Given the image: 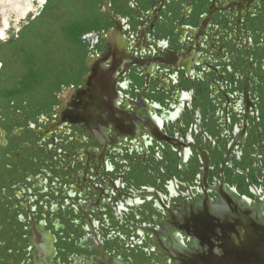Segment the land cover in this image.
Listing matches in <instances>:
<instances>
[{
    "label": "flooded vegetation",
    "instance_id": "obj_1",
    "mask_svg": "<svg viewBox=\"0 0 264 264\" xmlns=\"http://www.w3.org/2000/svg\"><path fill=\"white\" fill-rule=\"evenodd\" d=\"M97 1L107 26L79 37L93 55L80 52L49 82L42 77L41 93L0 104V264H95L89 249L103 243L105 228L128 255L151 237L173 264H194L180 244L207 257L203 249L216 242L204 231L194 238L191 221L213 210L223 228L231 210L249 213L264 241V0H126L119 12L112 0ZM149 63L160 70L149 73ZM126 95L140 100L138 112L118 107ZM146 97L161 124L148 119ZM130 158L144 166L140 178L150 183L141 186L157 199L153 224L141 220L145 211L127 216L120 188ZM88 166L114 168L108 181L119 170V201L108 196L99 207ZM23 242L34 244L24 258L13 247Z\"/></svg>",
    "mask_w": 264,
    "mask_h": 264
},
{
    "label": "rangeland",
    "instance_id": "obj_2",
    "mask_svg": "<svg viewBox=\"0 0 264 264\" xmlns=\"http://www.w3.org/2000/svg\"><path fill=\"white\" fill-rule=\"evenodd\" d=\"M96 2L98 1L0 0L1 105L6 102L5 98L7 100L14 99L15 104L18 105L19 98L16 96L17 94L28 93L30 96L32 94L35 96L41 93L43 82H40V80L42 77L48 76L46 82H49L51 73L58 72V67L61 64L64 63L70 66L74 62V56L77 59V55L80 52L82 58L87 54L84 51V44L81 43L82 39L80 42L79 37L90 36L93 34V32H90L91 30H102L107 26L103 22L101 12L95 8ZM112 2L114 10L119 12L120 8L125 6L126 0H112ZM102 6L101 3V9ZM27 10L33 12V19L29 18L32 15H27ZM26 15L27 17L25 18ZM157 36L159 35L157 34ZM87 52H89L87 55H93L92 51L89 50ZM56 75L55 73L53 76L55 77ZM131 78L135 85L140 86L141 81L137 76L132 74ZM32 79L34 81H31ZM22 80L26 83H23ZM120 92L122 93L121 88ZM1 108L3 110L5 107L1 106ZM211 155L213 157V154ZM219 159L213 158V161L216 162ZM130 160V177L136 183H150L149 180L142 181L140 178L146 173L141 162L138 159L133 161L130 158ZM234 181V179H230L229 183L233 184L235 183ZM136 185L138 186V184ZM164 197L166 196L164 195ZM154 204L155 200H152L150 203L144 204L142 208L145 210L150 209V212L157 216L153 207ZM133 212H137V209H129L127 212V216L130 219H132ZM67 214H70V212H67ZM145 219L147 221H144V218L141 220L147 225L155 222V219L151 218L150 214L146 215ZM64 223L66 226L69 224L68 221H64ZM68 229H70L69 226ZM103 233L104 249L106 248L115 253L113 255L126 264H166L169 260L157 250L156 241L151 237H146L144 240H136L130 246L131 253L128 255L124 253L125 248L119 242H108V240L106 242L108 234L106 229H103ZM66 251L82 252L81 249L71 246H66ZM82 255H85V253L83 252ZM73 262L72 260L66 261V263Z\"/></svg>",
    "mask_w": 264,
    "mask_h": 264
},
{
    "label": "water",
    "instance_id": "obj_3",
    "mask_svg": "<svg viewBox=\"0 0 264 264\" xmlns=\"http://www.w3.org/2000/svg\"><path fill=\"white\" fill-rule=\"evenodd\" d=\"M148 67L149 69L148 68L147 69L149 70V73L151 74L157 73L158 69L161 68L159 67V65L150 64V63ZM170 79L171 78L169 77V80ZM202 160H203L204 172L207 173L208 163L205 157L202 158ZM118 164L120 166L122 165L120 161H115V168ZM113 169L110 171H106L102 167L101 168L99 167L97 170H94L93 166H88L86 169L87 176L91 178L90 179L91 184L98 185L97 187H99L100 189L99 195L97 196V198L101 201V205L99 206L100 208L107 207L108 202H106V199L108 196L110 198H114L119 201L118 199L119 195L115 194V192H114V195H112V191H114V187L116 188L117 182L119 181V179H121V177L123 180V176L120 177L119 170H117L115 173H113V177H114L113 181H108L106 179L107 173L109 172L112 173ZM129 178H130V181H128ZM124 179L126 180V181L124 180L125 185L123 188L121 187L120 190L124 192L123 199L126 202L128 201L129 206L126 208L127 209L134 208L137 210L145 211V216L150 214V217L155 219L156 215L151 213L150 209L149 210L143 209L142 206L146 203H150L152 200L153 201L155 200L156 202L157 200L156 197L148 196L147 192L149 191H147V189L143 190L142 188L143 186H141L143 184L136 183L130 176L125 177L124 175ZM106 181L110 183L108 182L106 183ZM135 183L138 184V186ZM139 193H143V194L139 195ZM206 199L207 198H205V200ZM207 201L209 203L211 202L209 199ZM81 202L85 203V200H82ZM153 207L156 210L155 204ZM199 208L195 211L199 212ZM207 214L208 215H206L205 213L203 219L200 218L201 216H197L193 218V220L191 221L192 227L195 228L194 231L198 232L197 235L193 236L194 238L199 239L200 234H202V232L204 231L210 234L211 239H214V241L216 242L215 244L210 243L208 245L209 246L208 250H205V249H203V251L201 250L202 253L204 252L207 253V257H205L204 259L202 254L199 255L200 247H198L197 245H194L192 248V245L189 246L190 243L180 244L183 247V249L186 248L185 250L191 253L190 258L194 264H202V263L203 264H232V262H235L236 264H264V241L259 240L261 236L256 235L254 226H253L255 219H253V217H251L249 213L242 212V211L234 212V210H231V216H227L222 219V221L225 224L224 228L219 223L221 219H218L214 215V214H217L216 211L213 210V211L207 212ZM145 216H144V221L146 220ZM232 222H239L238 224L239 226L233 229ZM105 229L109 232V229L107 228ZM153 233L156 234V232H153ZM106 242H107V239H106ZM81 250L84 251L83 249ZM89 250L97 252V254L91 255L92 258H95L94 259L95 264H124V262H121L119 258L111 256L110 253H108L104 249L103 243L98 244L97 247L93 249L90 248ZM217 250H220L223 253V256L220 257ZM173 263H174L173 260L169 259L166 264H173Z\"/></svg>",
    "mask_w": 264,
    "mask_h": 264
},
{
    "label": "crops",
    "instance_id": "obj_4",
    "mask_svg": "<svg viewBox=\"0 0 264 264\" xmlns=\"http://www.w3.org/2000/svg\"><path fill=\"white\" fill-rule=\"evenodd\" d=\"M170 64V63H169ZM169 64L167 65V67H166V71L167 72H169V70H170V67H169ZM160 69H158V71H159ZM147 71H148V69H147ZM170 77H172V74L171 75H169ZM168 76V77H169ZM164 79L167 81L168 79H167V77H165L164 76ZM168 83V82H167ZM121 86L123 85V84H120ZM123 89V88H122ZM123 93H124V91L122 90V93L120 92V90H119V95L120 96H122L123 95ZM127 96V97H126ZM126 96H124L123 98H122V100L120 101V102H122V103H120V104H117L118 105V107L120 108V107H125V109L126 110H134V111H139L140 110V100H134L131 96H129V95H126ZM129 100V101H132L133 102V105H127L128 103H127V100ZM126 100V101H125ZM136 101V102H135ZM137 101H138V103H137ZM127 103V104H126ZM141 104H143L144 106H146V115H147V117H148V119L151 121V123H154L155 125H157L159 122H160V124L162 123V120H161V118H160V116H159V114H157L155 111V109L154 108H159V106L158 105H155V103H154V100H152V99H149V98H145V99H143V103H141ZM164 108L165 107H167V106H163ZM169 113H170V110H167ZM2 178H4V176H2ZM19 203H21V204H23L24 203V200H22L21 202H19ZM42 243V242H41ZM40 245V244H39ZM31 246H34V244L33 243H31ZM30 245H29V243L28 244H26V243H21V244H17V245H13V247H15L16 248V250H20L21 252H22V257L24 258L25 257V253H28V252H30V249L32 250V247H31ZM43 246L41 245V248H42ZM13 251V250H12ZM15 252V251H14ZM23 264H25V263H23Z\"/></svg>",
    "mask_w": 264,
    "mask_h": 264
}]
</instances>
